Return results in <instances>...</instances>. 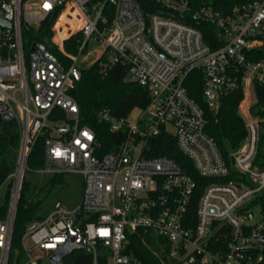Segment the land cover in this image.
Instances as JSON below:
<instances>
[{"label":"built area","instance_id":"obj_1","mask_svg":"<svg viewBox=\"0 0 264 264\" xmlns=\"http://www.w3.org/2000/svg\"><path fill=\"white\" fill-rule=\"evenodd\" d=\"M197 1L194 8L187 0H158L164 10L150 15L135 0H0V18L12 24L0 26V117L21 128L4 217L6 203L0 207V264H10L18 202L30 170L26 162L41 136L46 137L45 166L38 171L80 173L84 187L74 209L57 203L27 224L20 241L26 264H65L52 258L69 246L91 253L93 264L103 254L106 264H145L129 253L134 233L157 237L163 264H264V213L255 204L264 191V170L254 165L263 121L250 111L254 85L264 86V62L252 60L253 52L264 48V0L227 14L210 0ZM56 14L48 43L61 55L41 42H32L26 55L23 26H40ZM202 22L215 26V48L205 43ZM77 33L83 35L78 53H68L65 42ZM97 48L94 62L99 61L103 77L123 64L126 81L147 88L151 97L133 123L101 113L112 132L127 131L123 143L101 158L96 134L81 124L70 93L82 63ZM195 70L203 72L210 109L241 85L249 117L248 137L234 154L233 168L242 180L207 185L194 218L196 182L173 160L147 158L145 150L150 139L165 133L175 137L201 177L230 176L217 142L206 133L203 109L185 88Z\"/></svg>","mask_w":264,"mask_h":264},{"label":"trees","instance_id":"obj_2","mask_svg":"<svg viewBox=\"0 0 264 264\" xmlns=\"http://www.w3.org/2000/svg\"><path fill=\"white\" fill-rule=\"evenodd\" d=\"M145 14H155L163 9L158 0H135ZM192 7H198L197 0H187ZM215 10L224 14L231 13L234 8L247 6L251 3L262 0H210ZM57 15L49 17L40 26H23L22 35L25 45V53L29 54L32 42H41L49 46L48 41L53 36L52 26ZM111 24L113 16L110 15ZM64 22L61 19L60 24ZM198 27L204 34L205 43L215 45V26L211 23H199ZM83 41L82 33H77L65 42V50L71 54H77L79 46ZM59 56V52H56ZM104 55L102 59H105ZM252 60L264 62V48L253 52ZM86 63V62H85ZM127 67L123 64L116 65L107 77H103L99 72V61H93L86 67L81 68L80 80L75 83L70 91L75 98L80 109L81 124L90 127L96 134L97 148L96 155L102 157L106 153L116 149L127 137L126 130L119 132L111 131V124L101 118L103 111H108L117 120L127 119L137 109L145 110L151 101L150 92L147 88L126 81ZM185 88L191 98L203 109L206 120V133L217 142L220 152L227 165L231 169V174L226 179H206L201 177L196 171L193 162L185 156L177 145L175 137L162 133L158 137L150 139L145 150L147 158L166 157L177 163L191 178L197 186L194 190L190 213L194 215L197 209V202L205 187L211 182H229L231 180H242L234 171V154L244 145L248 130L245 120L240 114V105L245 100L243 87L225 95L221 104L216 110L207 106L203 96L204 76L201 70H195L189 74L185 81ZM256 102L251 107V114L255 118L263 121V132L260 134L257 154L254 165L264 170V86L256 83L254 85ZM45 142L46 137L41 136L32 147L27 158L26 165L32 171L41 170L45 166ZM21 147V128L15 121H5L0 117V188L8 181L17 166V160ZM63 175L55 176V179L62 181ZM11 183H9V190ZM28 184L23 181L20 198L15 218L12 252L10 264H26L25 257L21 249V237L28 223L41 219L47 215L48 211L40 203L27 202L25 193ZM9 193L7 202L3 208V217L7 213ZM255 204L261 207L264 213V191L257 197ZM131 252L136 258L145 264H163L159 252V240L153 233L132 234L130 237ZM106 257L100 256L99 264H106ZM65 264H93L91 253L85 250H77L67 259Z\"/></svg>","mask_w":264,"mask_h":264},{"label":"rangeland","instance_id":"obj_3","mask_svg":"<svg viewBox=\"0 0 264 264\" xmlns=\"http://www.w3.org/2000/svg\"><path fill=\"white\" fill-rule=\"evenodd\" d=\"M95 46L90 44V51ZM100 48L93 51V54L89 56V60L86 63H82L83 67L91 64L100 53ZM251 107L255 103L254 94L251 97ZM248 101H243L240 105V114L245 120V124L248 121ZM251 111V110H250ZM142 114V110H135L129 117L130 122H135ZM62 181L55 179L53 174L44 171H32L26 170L24 174V181L28 184V189L25 193V199L27 202L40 203L44 209L50 212L57 203H60L67 209H74L79 204L83 194V176L80 173L75 174H62ZM9 192V182H6L0 188V207L7 202V195ZM254 216L257 221L261 219V210L256 208L254 210ZM43 263H48L47 259L42 257Z\"/></svg>","mask_w":264,"mask_h":264},{"label":"water","instance_id":"obj_4","mask_svg":"<svg viewBox=\"0 0 264 264\" xmlns=\"http://www.w3.org/2000/svg\"><path fill=\"white\" fill-rule=\"evenodd\" d=\"M0 26L11 28L12 24L0 18ZM260 132H263V127L260 129ZM81 249L80 246H69L65 251L60 254L55 255L52 260L56 263L58 260L66 259L68 256L72 254L74 250Z\"/></svg>","mask_w":264,"mask_h":264}]
</instances>
